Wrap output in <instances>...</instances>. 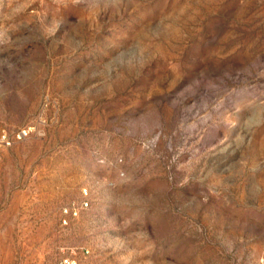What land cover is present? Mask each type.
<instances>
[{"label":"rangeland","instance_id":"1","mask_svg":"<svg viewBox=\"0 0 264 264\" xmlns=\"http://www.w3.org/2000/svg\"><path fill=\"white\" fill-rule=\"evenodd\" d=\"M84 248L263 264L264 0H0V264Z\"/></svg>","mask_w":264,"mask_h":264},{"label":"built area","instance_id":"2","mask_svg":"<svg viewBox=\"0 0 264 264\" xmlns=\"http://www.w3.org/2000/svg\"><path fill=\"white\" fill-rule=\"evenodd\" d=\"M84 205L88 206L89 205L88 201H84L83 206ZM89 254H90V250L88 248H84L82 250L81 255H78L77 253L74 252L71 254L64 255L57 261L48 264H87L86 259L89 256ZM262 263L264 264V259Z\"/></svg>","mask_w":264,"mask_h":264}]
</instances>
